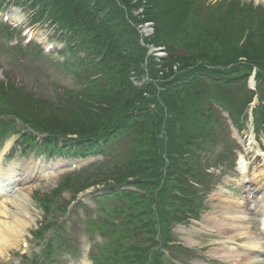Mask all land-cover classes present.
I'll use <instances>...</instances> for the list:
<instances>
[{
    "label": "trees",
    "instance_id": "trees-1",
    "mask_svg": "<svg viewBox=\"0 0 264 264\" xmlns=\"http://www.w3.org/2000/svg\"><path fill=\"white\" fill-rule=\"evenodd\" d=\"M43 2H50L53 19L84 49L104 56L89 70L101 78L80 79L81 89L52 102L17 85L10 86V94L1 88L0 98L50 138L77 135L79 146L86 142L90 148L97 147L95 140L111 144L118 160L95 171L92 185L132 182L144 194L118 196L123 206L112 214L120 222H102L110 243L99 252L100 263L166 264L159 249L173 240L172 228L200 213L199 191L188 179L205 184L208 176L199 169L197 153L220 141L221 122L212 102L239 117L252 102L247 83L254 69L264 101V7L240 0L215 6L208 0ZM142 2L147 8L140 18L134 13ZM146 22L154 23L155 35L145 44L166 47L169 56L149 59L151 83L135 88L133 74L138 80L145 75L148 51L138 27Z\"/></svg>",
    "mask_w": 264,
    "mask_h": 264
},
{
    "label": "rangeland",
    "instance_id": "rangeland-1",
    "mask_svg": "<svg viewBox=\"0 0 264 264\" xmlns=\"http://www.w3.org/2000/svg\"><path fill=\"white\" fill-rule=\"evenodd\" d=\"M251 1V0H244ZM256 1V0H253ZM259 4H264V1H259ZM148 31V30H146ZM19 35L13 36L12 39L8 42V46L12 47L14 45L20 44ZM3 46L2 41H0V83L5 79H8L10 82H14L28 91H33L39 96H43L48 98L49 101H53L56 98V94L53 90V84L59 83L62 86H71L69 79L66 77V72L57 66L56 61L51 62L42 57H37V55L32 54H24L14 55L11 51L5 49H1ZM165 53V52H164ZM157 55H162L161 53H156ZM164 57V56H163ZM40 73V77L39 74ZM52 81V82H48ZM70 89V88H69ZM249 126V125H248ZM251 128V125L249 126ZM18 137H14L8 144H14ZM262 140V146L264 147V139ZM219 150V149H218ZM251 151H248L250 155ZM248 153L245 154L247 159V163H251L254 156H250L248 158ZM218 153H216L217 155ZM216 155L213 156L208 161L212 166L215 163ZM71 162L68 159H58L56 161L49 160L46 161L44 157L35 158L34 155H31L28 158L25 157H16L13 160H8L4 166L5 169H9L12 165H20L23 168L21 175L30 176L32 180L33 176L41 174L42 170L45 168H49L50 166L55 165H63ZM257 168H261L263 166L262 162H258L256 165ZM212 169V170H211ZM212 172L216 171L211 168ZM210 171V173H211ZM221 171H218L219 174ZM63 177H58L53 183L45 182V183H35L28 185L27 183L24 186L20 187L19 192H23L26 189L32 190L31 203L29 205V210L34 213H41V208L36 202L38 199L35 194L40 192V194H48L52 192L58 185L60 181H62ZM29 182V181H28ZM243 178L237 172V169H233L232 165L227 169V176L223 179L220 186L215 188V191L212 193L214 200L208 198V202L206 204L207 210L203 212L201 216V220L209 225L214 226L219 230L218 233L214 237H210L206 235L202 230L193 227H181L184 228L185 231L176 230L175 234L177 239L183 243L185 246H191L193 248H204L202 255H187V258L180 257V260L183 264H203L208 263L209 260H213L215 264H233L231 261L222 259L223 251L228 249L227 240L233 239L236 241H242V243L247 244L248 240L245 237H242L239 233L236 235H228L226 232V228L221 227L218 223H224L226 220V216L232 218L231 208L227 207L226 204H242L246 203V195H245V187L242 186ZM218 193V195H217ZM216 194V195H215ZM223 194V195H222ZM246 196V197H245ZM246 208H248L249 219L251 226L255 227V233L259 234L256 220L257 218L253 217L250 207L246 204ZM83 211H80L78 215L73 216V221L80 225L78 228L79 233L81 234V229L84 227V217ZM204 215L208 217L209 221L204 220ZM218 220H221L220 222ZM254 222H253V221ZM56 221L61 222V216H57ZM256 221V222H255ZM220 227V229H219ZM180 228V229H181ZM93 246V244H92ZM35 249H43V245L37 243L34 247ZM213 251H215L218 255H216ZM185 259V260H182ZM180 263V262H179ZM10 264V263H3ZM60 264H63L60 262ZM69 264H81L79 259H75ZM89 264H92L89 262ZM181 264V263H180Z\"/></svg>",
    "mask_w": 264,
    "mask_h": 264
},
{
    "label": "bare ground",
    "instance_id": "bare-ground-1",
    "mask_svg": "<svg viewBox=\"0 0 264 264\" xmlns=\"http://www.w3.org/2000/svg\"><path fill=\"white\" fill-rule=\"evenodd\" d=\"M256 1L259 2L261 0ZM262 171L261 177L264 180V170ZM18 173L17 167L12 166L5 171L2 170L0 164V260L5 258L10 249L19 248L20 238L23 237V232L30 226L31 220H26L25 217L27 215L31 217L28 207L31 203L32 190L26 189L17 193L11 191L13 183L17 181ZM55 180L54 178L49 183H53ZM4 194L7 195L4 196ZM255 198L253 207L261 215L264 212V198H259L258 196ZM226 206L231 208L233 217L229 218L226 216L225 222L218 224L226 228L228 235L239 233L248 240V243L243 247V252H238L235 249L225 250L223 259L229 260L233 264H263L261 257L255 254L264 250V237L255 233V227L251 226L249 210L246 208L244 201L242 204L230 203L226 204ZM204 218L207 219V217ZM218 221L220 222L221 220Z\"/></svg>",
    "mask_w": 264,
    "mask_h": 264
}]
</instances>
